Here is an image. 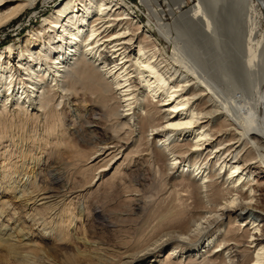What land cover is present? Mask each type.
Returning <instances> with one entry per match:
<instances>
[{"label": "bare ground", "instance_id": "1", "mask_svg": "<svg viewBox=\"0 0 264 264\" xmlns=\"http://www.w3.org/2000/svg\"><path fill=\"white\" fill-rule=\"evenodd\" d=\"M39 1L0 0V28ZM242 1L223 7V26L235 29L238 20L243 32L242 57L231 62L240 76L221 67L217 77L229 85L224 92L202 76L187 50L192 32L210 37L216 30L203 0H140L147 19L156 21L147 24L127 0H66L24 43L0 50L1 173L12 178L19 171L15 154L25 158L40 147L32 154L34 193L35 202L47 201L43 210L36 207L51 219L45 229L70 241L76 221L85 226L88 216L105 213L100 202L117 195L141 210L157 202L149 211L157 218L151 230L166 231L152 243L154 234L148 244L142 238L131 247L113 245L109 264H264V214L253 212H264V186L254 171H264V1L246 0L247 20L238 15ZM188 2L197 4L183 11ZM218 2L209 4L214 15ZM235 79L248 88L250 102L236 104ZM86 116L93 119L89 132ZM27 123L36 130L42 125L43 136L23 138V150L7 130ZM102 125L106 143L86 156L74 153L75 172L49 173L50 149L61 148L63 137H75L77 146L97 142ZM132 184L153 193L146 199ZM40 240L52 257L57 254L48 239ZM63 242L58 250L71 261L70 244ZM0 248V264L3 254L24 261L31 260L24 253L35 259L41 250L1 242Z\"/></svg>", "mask_w": 264, "mask_h": 264}, {"label": "rangeland", "instance_id": "2", "mask_svg": "<svg viewBox=\"0 0 264 264\" xmlns=\"http://www.w3.org/2000/svg\"><path fill=\"white\" fill-rule=\"evenodd\" d=\"M151 1H155V0H151ZM203 1L206 2L205 4L208 9L207 11L209 15H211L213 23H215L216 30H214L215 33L212 34L210 37H205L204 35H202V33L199 34V32L196 31L195 33L192 32L193 39L191 44L194 48L196 47L199 48H196L195 50L192 47V48H187V50L189 51V53L193 54L194 56L193 61L195 65L199 68V71L203 73L202 76L203 77L206 76L207 78H209V81L213 84V86L216 87L217 91L219 90V92L221 91L224 92L229 89V85H224L223 83L220 82V80L217 77L221 75L219 74L222 71L221 67H225V69H228L225 70L228 72L232 70L236 72L237 75L239 74L240 76V72H241L240 67L238 66V64H235L236 67L233 66L234 64L231 65V62L233 61V58L242 57L243 48L241 46L242 44L241 41L243 38V32L242 29L239 28L238 20L237 22L236 20L233 21V25H235V29H231V30L226 29L223 26L224 23L222 24L223 10H225L226 8H230L231 5L234 4V0H219L217 5L215 7L213 6L215 8L213 9L216 12L215 15L213 14L211 5L209 6L211 0H203ZM64 2H66V0H40L35 10H33L32 12L24 13L17 19H14L10 24L0 28V50L5 49L14 44L20 45L21 43H24L27 40L28 35L43 22L44 18L52 14V12L55 9H57L60 5H62ZM127 2L131 4V6L135 9V11L138 13V15L145 24L148 23V20H151L152 23L156 22L154 19L151 18L147 19L149 18V16L147 15L146 11L139 6L140 0H127ZM244 2L242 1L241 3H239L240 9L238 10H240V13L238 15H240L239 16L240 19L244 20L245 18L247 20L249 15L247 11L249 10L250 3L246 0ZM160 3L162 4L163 9L166 10L167 5H165L163 1L162 2L160 1ZM196 4L197 2H188V5H186L183 11L190 9L192 6H195ZM223 7L225 9H223ZM34 13H39V15H36ZM165 19H166V23L168 24L173 22L170 16L166 17ZM225 25H228V23L227 24L225 23ZM195 37L198 39V41L195 40ZM215 39H218L217 43H219V45L221 44V46L218 48L215 47L214 45ZM166 46L168 52L171 54L173 52L171 46L169 47L168 44ZM191 49L192 50L194 49V51H192ZM228 81H232V80L228 78ZM234 82L235 85L237 86V89L239 90V91L237 90L236 95L233 94L235 95L234 99L236 101V104L239 105L242 99L250 102L251 100L248 98L249 96L248 88H245V91H243L241 89L243 83L238 82L236 84V79L234 80ZM227 83H231V82H227ZM228 94H230V91ZM63 104L59 106V109L61 107L62 108L64 107ZM84 121H86L87 123L82 122L83 129L86 132H89L88 126L93 124L92 123L93 119L91 116L90 117L86 116L84 118ZM33 125H35V123L34 124L27 123L26 125L27 127L20 126L21 128L18 126L15 127L13 126V129L9 128L7 130V134H8L7 136L10 135L14 136L15 141L18 142L19 144L18 147L19 148L22 147V149L25 150L28 148V146H26L27 143L25 142L22 143L23 138L27 140L29 137L35 136L36 138H38L43 136L42 125L40 126L36 125L37 130L35 129V127H33ZM71 128L72 127L70 126L69 129L71 130ZM40 131L41 133H39ZM69 135L70 134H68L65 138L63 137V143H62L63 146L61 148L53 147L50 149L53 152L52 154L54 155V159L52 160V162L50 161L51 163L49 167H47L49 173L53 171H61L63 173H67V172L69 173V171L75 172L74 170H76V165L79 162L78 159L79 157L78 156L76 157L77 161L75 162L73 161L75 159L73 157H75L77 153L81 154V156L89 155L94 151L95 147H97L98 145H103V143L104 144L106 143L105 142L106 133L104 132L103 125L101 129H98L97 131V135L100 139L97 142H91L85 140V143H83L81 146H77L75 142L76 140L74 139L75 137ZM29 149H31V147H29ZM15 150L17 153L16 148L14 149V153ZM26 152L28 153V151ZM38 152H40V147H38L37 149L35 147L34 150L31 153L29 152L25 158H21L17 156V154H15L17 158H15V161L13 163H17V166L19 167L18 168L19 171L17 173L12 174L13 175L12 178L3 177V173H1L2 167H0V185H1L0 204L2 202L6 204L5 207L2 208L3 210L0 211V242L2 243V245L14 244L17 247L21 245V246H25V248L27 249H36L34 248V244H35V247H40L41 250L39 252V255L35 259H33V256L31 254L26 255L27 253H24L25 254L23 256L24 258L28 257L31 259L24 261H22L19 258H8L5 257L3 254L5 260L1 264H109L113 257L112 256L113 245H117V244L120 245V243H122L118 247L126 246V244L128 245L126 247H131V246H135V244L137 245V243L141 244L143 239H145L143 241V244H145V242L146 244H148L151 241L150 240L151 236L153 237L157 233V237H158L160 234L166 231V229H161L162 231L159 229V231H155L154 234L153 232L154 230L153 231L151 230L153 224L155 225L157 223V218H155V216L153 215V217L155 218L154 219L150 215L152 213L149 211H151L152 208L156 209V207L158 206L157 202L155 203L156 205H153L154 207L153 206L149 207L150 210H141V207L138 208L137 205L135 206L134 202L131 203L125 197L120 198L117 195H113L112 198L110 199L108 198L106 201L99 203V206L105 211V213H98L96 214L97 217H95V215L88 216L87 222L85 223L86 227L83 226V223H81L80 221H76V223L73 224L70 230L71 240L70 241L66 240L70 244L71 250L69 251V253L71 252V255L73 257L72 260L69 261L67 254L65 252L58 250V245L62 244L63 242L62 238L64 234L53 235L52 233H50L51 228L45 229L50 227L51 223L49 225L47 223L51 219L47 218L49 215L46 216L44 215L45 212H40L36 209V207L38 209H42V206H44L45 203H47V201L43 200V197L37 199V202H35L36 194L34 193V190L36 189L35 186L37 184V181L35 180V175L37 173L38 168L37 166L36 168H33L35 167L36 159L32 157V154ZM36 155H34V157H36ZM77 168L79 167L77 166ZM23 171L24 173L21 175L20 172ZM254 171L256 174V181L258 180V182L262 183L264 186V171L262 169H255ZM14 187H16L15 190L13 189ZM132 189H139L140 194L144 196L146 199H149V197L153 193V191L147 188H139L133 186ZM262 194L264 198V189ZM253 212L256 213L261 212V214H264V212L261 211L259 208L258 209L253 208ZM151 217L152 219L150 220ZM147 219L150 222L149 224ZM25 220L26 222L24 223L23 221ZM28 225H30V227L32 228L29 229ZM149 235L151 236L149 237ZM42 237L48 239L49 242H51L52 248L55 249L57 248V254L53 255V257L48 253V251L44 248V245L41 243L40 238ZM155 237L156 235L152 238V241L150 243H152L155 240ZM147 239H149L150 241H148ZM5 240L8 243L2 242ZM98 242H101V245L100 244L98 245ZM126 242H129V244ZM107 249L109 252L107 251ZM169 249H171L170 246L165 248L162 252H160L159 256L162 257L166 255ZM137 264H143V263L139 262Z\"/></svg>", "mask_w": 264, "mask_h": 264}, {"label": "built area", "instance_id": "3", "mask_svg": "<svg viewBox=\"0 0 264 264\" xmlns=\"http://www.w3.org/2000/svg\"><path fill=\"white\" fill-rule=\"evenodd\" d=\"M56 3V2H55Z\"/></svg>", "mask_w": 264, "mask_h": 264}, {"label": "water", "instance_id": "4", "mask_svg": "<svg viewBox=\"0 0 264 264\" xmlns=\"http://www.w3.org/2000/svg\"><path fill=\"white\" fill-rule=\"evenodd\" d=\"M264 1V0H263Z\"/></svg>", "mask_w": 264, "mask_h": 264}]
</instances>
